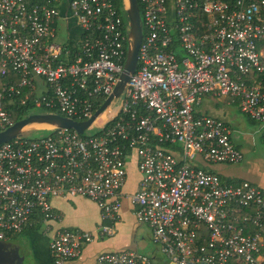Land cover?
Masks as SVG:
<instances>
[{"label":"built area","instance_id":"2783aa9c","mask_svg":"<svg viewBox=\"0 0 264 264\" xmlns=\"http://www.w3.org/2000/svg\"><path fill=\"white\" fill-rule=\"evenodd\" d=\"M139 3L137 68L114 117L92 135L53 129L0 145V241L39 225L52 264L78 258L114 235L133 166L135 219L167 264H264V190L205 168L238 164L243 153L227 123L197 113L205 96L235 104L264 148V0ZM124 11L116 0H0V132L16 122L10 105L90 119L123 70ZM60 17L80 30L74 52L54 42ZM77 196L99 209L97 232L57 226L51 201ZM95 264L152 263L124 249Z\"/></svg>","mask_w":264,"mask_h":264},{"label":"crops","instance_id":"0c3cea01","mask_svg":"<svg viewBox=\"0 0 264 264\" xmlns=\"http://www.w3.org/2000/svg\"><path fill=\"white\" fill-rule=\"evenodd\" d=\"M58 26L65 30L66 38L63 42L57 44L64 45L70 40L77 42L80 39L81 33H76L77 28L73 20L64 19V17H60L59 19H57L55 23L56 34ZM237 112L239 113L238 108L235 104L228 103L225 100L214 99L209 96L203 97L200 105L197 108V113L217 117L230 126L232 130L233 143L242 151L244 158V146L254 147V134L256 131L249 130L243 120L236 115ZM239 136L241 141H239ZM227 166L207 165L205 168L216 172L224 179H233L240 181L247 180L245 174L241 172L232 171V173H228ZM129 169L134 170L132 171V174L136 176V179L131 180V182L128 184H126V181L121 190L122 195L125 197L122 200L119 219L114 225V235L94 240L90 244L83 247L82 252L78 258L68 261L65 264H95L96 256L101 252L127 249L129 243L124 244L121 238H119L118 240L116 239L115 229L118 231L120 228L125 230L131 229V233L133 234L134 239L130 241V244H133V246H138V238L137 240H135V238L137 236L139 237V242H141L140 249L143 250L141 251L137 247L136 250L138 249V251H140L139 253L143 252L142 254L144 255L153 256L155 249H153L149 243V241L151 242L150 231L146 226L140 225L136 222L134 216L135 207L131 204L129 198V195L131 193H134V191L136 190L139 176L138 173L135 172L136 169L133 166ZM252 184L258 187L261 186L260 184H256L255 182H253ZM260 188L264 190L263 187ZM51 205L56 213L60 215V222L57 226L69 228L72 230H81L85 232H97V229L100 225V212L96 204L92 201L79 196L73 198H54L51 201ZM40 229L41 227L37 225L32 228L26 229L21 234L13 235L9 239L5 240V242L3 241L1 255L5 256L6 254H8V252H14L12 254H15L16 251L18 252V254L22 255L21 252L28 251L30 255L29 260H32V264H52L48 244L49 238L48 236L44 235L42 232L43 230L40 231ZM26 245H29L28 247L30 249ZM6 261L9 262L8 258L6 259Z\"/></svg>","mask_w":264,"mask_h":264},{"label":"water","instance_id":"95a60500","mask_svg":"<svg viewBox=\"0 0 264 264\" xmlns=\"http://www.w3.org/2000/svg\"><path fill=\"white\" fill-rule=\"evenodd\" d=\"M123 5L128 19V45L126 49L125 63L113 92L95 111L92 117L85 122H75L57 114L31 113L0 132V145L18 137L22 133L44 130L72 129L82 135L84 131L86 132V130L95 124L96 120L99 122L103 119L102 123L96 126L98 129H100L109 120L105 118L104 112L108 110L113 100L119 99L121 93L126 88L130 75L135 72L137 68L138 49L142 40L141 19L137 0H123ZM29 256L28 251H23L22 256H20V264H23L25 259L29 260Z\"/></svg>","mask_w":264,"mask_h":264},{"label":"rangeland","instance_id":"374dc122","mask_svg":"<svg viewBox=\"0 0 264 264\" xmlns=\"http://www.w3.org/2000/svg\"><path fill=\"white\" fill-rule=\"evenodd\" d=\"M74 24H75V22H74ZM75 26L79 30V28L76 24H75ZM77 29H76V33L79 34L80 30L78 31ZM65 38H66L65 30L58 26L55 42L61 43L65 40ZM119 105H120L119 99L113 100V102L109 106L108 110H106V112H104L105 118L106 119H112L114 117V115L117 113V111L119 109ZM32 113L44 114L46 112L44 110H41V109H35V110H33ZM236 115L243 120V122L245 123V125L247 126V128L249 130L256 131L254 134V147L244 146L243 161L240 164L238 163V164H233V165H228V166L225 165L228 167L227 172L228 173H232V171L233 172H241V173L245 174L247 181L249 180V182L252 181L251 183L255 182L256 184H260L261 185L260 187L264 188V182H263V180H264V148H263V143L261 140V134L259 132L258 125L255 123H251L240 112L239 113L237 112ZM97 121L98 120H96L95 124L91 128L86 130L85 135H88V134L92 135V134H95L98 132L99 129L96 126L100 125L102 123L103 119H101L99 122H97ZM46 134H47L46 131H36V132L29 133L27 136L29 138H38V137H41V136L46 135ZM239 141H241L240 136H239ZM130 167H132V166H130ZM129 170L130 169H128V171H127V183L126 184L130 183L131 180L136 179V176L134 174H132V171H134V170L133 169H131L130 171ZM135 172L137 173V171H135ZM41 230H42V228L40 229V231ZM115 233H116L115 235H116L117 240L119 238H121L122 242L124 244L129 243V246L127 249L132 250V251L137 252V253L140 252V251H138V249L136 250L137 247L139 249L141 248V242H139L140 239L138 236L135 238V240H137V238H138V242H137L138 246H136V245L133 246V244H130V241H132V239H134V236L131 233V229L125 230V229L120 228L118 231L115 229ZM23 243H26V242H23ZM149 243H150L151 247L153 249H155L153 256L148 255L151 263L152 264H167L166 257L159 251L158 247L155 244H153L152 241L151 242L149 241ZM130 245H132V246H130ZM26 246L28 247L29 245H26ZM141 251H143V250H141ZM142 253L143 252H141L140 254H142Z\"/></svg>","mask_w":264,"mask_h":264},{"label":"trees","instance_id":"16d2710c","mask_svg":"<svg viewBox=\"0 0 264 264\" xmlns=\"http://www.w3.org/2000/svg\"><path fill=\"white\" fill-rule=\"evenodd\" d=\"M137 3H138V6L140 8L139 0H137ZM116 5L119 9H123V0H116ZM123 14H124V19L127 20L126 12L124 11ZM63 46L65 48L70 49L72 52H74L75 48H76V43L74 41L70 40V41L66 42ZM11 79H14V77L11 76ZM7 80L8 79L0 78V84L3 82H7ZM6 107L9 110V112L11 113L14 121H18V120L24 118L32 110V109H30V107H17L15 105H10V106H6ZM220 178H222L223 181H225L226 183L238 184L239 182H241L240 180L224 179L222 176H220ZM263 255H264V251H263Z\"/></svg>","mask_w":264,"mask_h":264},{"label":"flooded vegetation","instance_id":"af4514ba","mask_svg":"<svg viewBox=\"0 0 264 264\" xmlns=\"http://www.w3.org/2000/svg\"><path fill=\"white\" fill-rule=\"evenodd\" d=\"M3 241H0V264H20L21 258L20 256H22L21 254H18V252L16 251L15 254H12L14 252H8V254H6L5 256H2V246H3ZM5 242V241H4ZM22 253V252H21ZM8 258L9 262L6 261V259ZM16 258V259H15ZM32 260H24L23 264H32L31 263Z\"/></svg>","mask_w":264,"mask_h":264}]
</instances>
